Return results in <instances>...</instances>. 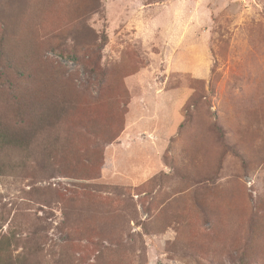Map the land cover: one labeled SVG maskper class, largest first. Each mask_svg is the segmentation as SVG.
<instances>
[{
    "label": "rangeland",
    "instance_id": "obj_1",
    "mask_svg": "<svg viewBox=\"0 0 264 264\" xmlns=\"http://www.w3.org/2000/svg\"><path fill=\"white\" fill-rule=\"evenodd\" d=\"M1 240L264 264V0H0Z\"/></svg>",
    "mask_w": 264,
    "mask_h": 264
},
{
    "label": "trees",
    "instance_id": "obj_2",
    "mask_svg": "<svg viewBox=\"0 0 264 264\" xmlns=\"http://www.w3.org/2000/svg\"><path fill=\"white\" fill-rule=\"evenodd\" d=\"M0 244V264H12L10 261L12 256L10 249L8 247H4V241L1 240Z\"/></svg>",
    "mask_w": 264,
    "mask_h": 264
}]
</instances>
